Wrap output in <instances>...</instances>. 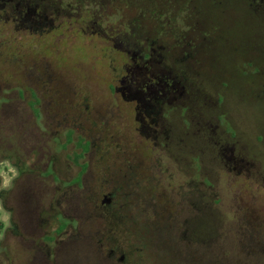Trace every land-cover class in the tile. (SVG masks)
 I'll return each mask as SVG.
<instances>
[{
	"label": "rangeland",
	"instance_id": "1",
	"mask_svg": "<svg viewBox=\"0 0 264 264\" xmlns=\"http://www.w3.org/2000/svg\"><path fill=\"white\" fill-rule=\"evenodd\" d=\"M3 2L0 264H264V7Z\"/></svg>",
	"mask_w": 264,
	"mask_h": 264
},
{
	"label": "flooded vegetation",
	"instance_id": "2",
	"mask_svg": "<svg viewBox=\"0 0 264 264\" xmlns=\"http://www.w3.org/2000/svg\"><path fill=\"white\" fill-rule=\"evenodd\" d=\"M0 1H4L2 4L4 5V6H8V7H10V8H12L11 10L13 11V13L14 14H16V15H18V16H22V18L21 19H19V21H21L22 19H24V18H26L27 16H29V15H41V13H42V11L43 12H46V10L45 9H47V7L49 8V6H53V4H47V2L46 3H42L41 1L42 0H24V1H27V2H31V1H35L36 2V4H35V6L34 7H31V6H27V7H23V6H21V5H28L27 4V2H24V3H21V2H19V1H17V0H0ZM23 1V0H22ZM251 2L255 5V6H262V7H264V0H251ZM54 6H56L55 5V3H54ZM3 7V6H2ZM173 8V7H172ZM40 9V10H39ZM174 10H177L176 8H173ZM140 57L142 58V59H144L145 61H149L150 60V57H151V54H149V53H143L142 52V54L140 55ZM154 60V59H153ZM136 68H138V67H136ZM153 79V81L151 82V83H146L145 84V86H144V88H145V90L147 91V90H149L150 89V86H154V84L156 85L157 83H155L154 82V80L155 79H158V77H153L152 78ZM152 79H146V80H152ZM165 80V79H164ZM124 81H125V78L123 77L122 78V80L120 81L121 82V84L122 83H124ZM138 81V80H137ZM143 83L141 82V85H142ZM143 89H141L140 90V92H139V90H138V93L141 95V91H142ZM156 91V90H155ZM32 112V111H31ZM147 112V111H146ZM148 113V112H147ZM140 114V112L138 113V115ZM148 117L150 118V116H149V114H148ZM110 194V193H109ZM111 195V194H110ZM107 256L110 258V257H112V258H114V256H115V252L112 250V249H110L109 251H108V253H107ZM117 261L118 262H123V261H125V255H123V254H121L118 258H117ZM130 261V260H129Z\"/></svg>",
	"mask_w": 264,
	"mask_h": 264
},
{
	"label": "clouds",
	"instance_id": "3",
	"mask_svg": "<svg viewBox=\"0 0 264 264\" xmlns=\"http://www.w3.org/2000/svg\"><path fill=\"white\" fill-rule=\"evenodd\" d=\"M9 171L12 172V176H5L3 184L0 185V190H10L12 187V180L19 175V173L15 169L9 168ZM0 174H2V172H0Z\"/></svg>",
	"mask_w": 264,
	"mask_h": 264
},
{
	"label": "water",
	"instance_id": "4",
	"mask_svg": "<svg viewBox=\"0 0 264 264\" xmlns=\"http://www.w3.org/2000/svg\"><path fill=\"white\" fill-rule=\"evenodd\" d=\"M111 195L108 194L104 197V199L102 200V203H106V204H109L110 200H111Z\"/></svg>",
	"mask_w": 264,
	"mask_h": 264
},
{
	"label": "trees",
	"instance_id": "5",
	"mask_svg": "<svg viewBox=\"0 0 264 264\" xmlns=\"http://www.w3.org/2000/svg\"><path fill=\"white\" fill-rule=\"evenodd\" d=\"M77 155H78L79 158H81V157L83 156V152H79ZM82 172H83V171L79 172V175H81Z\"/></svg>",
	"mask_w": 264,
	"mask_h": 264
}]
</instances>
